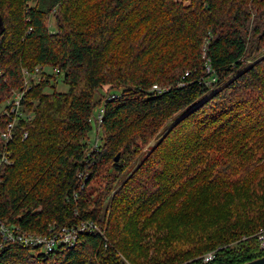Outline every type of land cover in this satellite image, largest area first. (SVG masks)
I'll return each instance as SVG.
<instances>
[{
  "label": "trees",
  "instance_id": "16d2710c",
  "mask_svg": "<svg viewBox=\"0 0 264 264\" xmlns=\"http://www.w3.org/2000/svg\"><path fill=\"white\" fill-rule=\"evenodd\" d=\"M185 1L0 0V133L23 70L56 68L68 86L57 91L44 70L30 79L28 118L12 139L0 136L9 161L0 221L42 235L86 220L101 231L51 252L6 242L0 264H241L264 255V0ZM101 101L102 145L91 150ZM78 172L87 173L83 189Z\"/></svg>",
  "mask_w": 264,
  "mask_h": 264
},
{
  "label": "built area",
  "instance_id": "2783aa9c",
  "mask_svg": "<svg viewBox=\"0 0 264 264\" xmlns=\"http://www.w3.org/2000/svg\"><path fill=\"white\" fill-rule=\"evenodd\" d=\"M43 67L37 66L34 68L33 73H29L27 70H23L24 74V87L21 90L15 91L12 96L7 101L8 106L6 107L4 113L7 119V123L5 129L1 131L0 136L4 140L12 139L15 125L17 119L21 117H26L25 112L23 111V100L26 88H28L30 84V79L33 78L36 82L39 81L41 77V72L43 71ZM54 74H59L58 69H53ZM154 87H156L154 85ZM114 97V96H112ZM103 114V109H100L98 114L93 116L92 122H95L96 132L99 131V123L101 122ZM27 136V132H24L23 138ZM98 140L99 137L96 135L94 143L92 145L91 150H96L98 148ZM8 159L3 154L0 157V166L3 163H8ZM78 177L80 179L79 189H83L84 179L87 177L86 172H78ZM83 178V179H82ZM100 231L99 226L92 221H81L76 225L72 226H50L48 233L46 235L36 234L32 232H21L17 227H11L0 221V234L1 241L0 246L6 242H19L25 246L38 247L44 252H51L54 249H57L61 246H73L77 243L79 235L84 232H93ZM256 238L261 246L264 249V229L259 230L256 233ZM211 256L208 255L205 259H210Z\"/></svg>",
  "mask_w": 264,
  "mask_h": 264
},
{
  "label": "rangeland",
  "instance_id": "374dc122",
  "mask_svg": "<svg viewBox=\"0 0 264 264\" xmlns=\"http://www.w3.org/2000/svg\"><path fill=\"white\" fill-rule=\"evenodd\" d=\"M186 3H188V0L185 1ZM53 23H54V20H53V17L50 18V28L53 27ZM262 51V52H261ZM257 54V53H256ZM259 54H264V49L263 50H260V53ZM257 56H259L257 54ZM44 72L46 73H51L54 75V72H53V68H50L49 66H44ZM55 88L57 91H60V92H65L67 91L68 89V86L67 84H65L63 81H62V75H58V74H55ZM54 81V80H53ZM108 89V86H105L104 87V90H107ZM46 92H50V89L47 88V91ZM111 93H119V90H111L110 91ZM102 106V101L100 102L99 105H97L94 110H93V114L94 115H97L100 108ZM183 112H180L178 115L174 116L172 119L168 120L163 126L162 128L156 133V135L150 140V142L148 143V145L143 148L141 151V153L138 155L136 161H139L143 154L145 153L146 150H148L149 148H151L157 141L158 139L164 134V132L169 128V126L179 117L181 116ZM93 127H92V130L88 133V140H89V145H93L94 143V140H95V137L96 135L99 137V140H98V144L101 146L102 145V131L99 130L98 133L96 132V128L95 127V124L92 123ZM104 214L105 216H107L109 214V210L107 209H104Z\"/></svg>",
  "mask_w": 264,
  "mask_h": 264
},
{
  "label": "water",
  "instance_id": "95a60500",
  "mask_svg": "<svg viewBox=\"0 0 264 264\" xmlns=\"http://www.w3.org/2000/svg\"><path fill=\"white\" fill-rule=\"evenodd\" d=\"M118 159H119V154H117L115 156L114 160L115 161H118ZM241 264H264V255L263 256H260V257H257L255 259L246 261V262L241 263Z\"/></svg>",
  "mask_w": 264,
  "mask_h": 264
}]
</instances>
